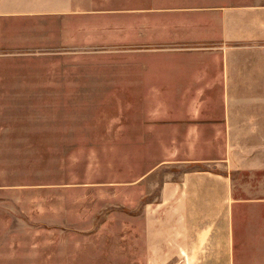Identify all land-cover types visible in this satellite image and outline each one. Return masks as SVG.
Segmentation results:
<instances>
[{
    "label": "rangeland",
    "instance_id": "rangeland-1",
    "mask_svg": "<svg viewBox=\"0 0 264 264\" xmlns=\"http://www.w3.org/2000/svg\"><path fill=\"white\" fill-rule=\"evenodd\" d=\"M117 2L101 0L108 7ZM125 49L0 53V83L39 88L19 90L24 94L14 104L0 106V123L9 134L0 138V177L25 183L18 207L25 225L0 238L40 243V262L29 264L184 263L183 255L169 252L167 210H154L164 171L178 168L160 165L162 138L146 137L139 128L147 107L136 104L143 91L130 90L136 62ZM261 61L255 66L264 70ZM258 78L262 88L238 93L240 99L264 101V77ZM248 110L264 114L263 104ZM232 144L235 196L245 201L234 206L237 242L230 248L231 264H264V137ZM186 252L190 264L208 257L203 250ZM215 258L220 259L217 250Z\"/></svg>",
    "mask_w": 264,
    "mask_h": 264
},
{
    "label": "crops",
    "instance_id": "crops-1",
    "mask_svg": "<svg viewBox=\"0 0 264 264\" xmlns=\"http://www.w3.org/2000/svg\"><path fill=\"white\" fill-rule=\"evenodd\" d=\"M230 2L120 0L108 7L101 0H0V53L114 47L136 62L130 90L143 91L136 104L147 107L139 128L162 138L160 165L178 168L164 171L154 210H167L169 252L183 255V264L191 263L190 250L206 251L197 264H231L234 206L245 201L235 196L232 142L264 137V114L245 111L264 101L238 96L262 88L264 70L256 64L264 60V49L257 50L264 47V3ZM26 89L39 88L0 83V106ZM5 130L0 123V138L9 137ZM21 189L25 183L0 177V235L25 225ZM40 250V243L0 238V264L40 262Z\"/></svg>",
    "mask_w": 264,
    "mask_h": 264
}]
</instances>
